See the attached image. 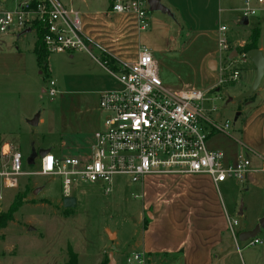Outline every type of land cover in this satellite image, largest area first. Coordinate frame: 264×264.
Masks as SVG:
<instances>
[{
    "label": "rangeland",
    "instance_id": "1",
    "mask_svg": "<svg viewBox=\"0 0 264 264\" xmlns=\"http://www.w3.org/2000/svg\"><path fill=\"white\" fill-rule=\"evenodd\" d=\"M61 1L75 9L84 4V0H74L73 4L71 0ZM89 1L97 3V0ZM243 5L244 0H198L190 7V13L183 9L184 16L172 18L163 13L170 20L172 38L165 42L156 34L150 37L152 42H145V47L153 53L169 86L177 89L185 83L191 84L209 99L204 103L212 110V116L231 122L230 136L215 133L209 146L222 149L230 146L232 157L249 159L250 167H253V156L264 155V116L246 120L250 109L255 107L256 95L241 101L235 98L251 87L250 70L254 64L247 56L229 60L231 48L228 45L243 49L241 43L249 41L253 29L258 26L259 48L264 52V5L254 0L257 13L248 16L247 24L242 23L245 17L241 10ZM152 13L149 11L148 14ZM178 19L184 22V26L178 25ZM223 25L226 26L223 36L227 42L222 45L219 28ZM22 31L0 32L4 60L9 63L22 61L26 67L24 75L0 77V160L8 161L9 155L4 151L6 147L14 146L22 154L23 169L35 171L36 166L27 163L33 149H50L60 157H82L75 154L77 150H83L84 156L90 154L94 133L101 127L105 113L99 109L98 94L88 92L95 90L91 80L84 85V91H87L84 93L70 92L71 86L63 82L70 80L67 75L80 67L69 59L71 53H51L49 77H46L39 73L41 69L33 51L37 32L32 30L21 34ZM127 40L129 42L131 37ZM115 45L119 49V45ZM239 53L246 52L241 50ZM74 54L79 57L86 51ZM78 57L75 61H81ZM213 61L218 67L215 70L210 66ZM88 65L84 59V66ZM226 65L230 72L238 70L240 73L233 83H221V69ZM85 71L84 67V75ZM77 72L83 75L80 70ZM51 79L55 80L57 88L54 96L43 90ZM262 80L257 91L264 85ZM219 86L220 90H215ZM34 111L43 117L37 125L28 122ZM238 112L240 116L235 120ZM236 131L245 132L241 143L235 141L239 135ZM38 187L41 188L35 192ZM142 188V181L132 182L125 175L114 177L110 193L105 192V186L100 182H81L69 196L76 198V205L66 207L60 176L22 175L13 188L5 187L0 177V213L6 211L17 196L22 198L14 219L0 229V264H107L112 250L118 264H141L130 263L128 258L135 254L132 244L142 236L145 219L151 217L148 211L146 215L142 214ZM220 189L228 209H231L232 198L239 199L240 204L247 200L239 182H227ZM250 214L247 212L245 217H239L237 228L251 221ZM248 243L238 240L233 244L224 264H264L260 254L262 245ZM145 260L142 264L146 263Z\"/></svg>",
    "mask_w": 264,
    "mask_h": 264
},
{
    "label": "built area",
    "instance_id": "2",
    "mask_svg": "<svg viewBox=\"0 0 264 264\" xmlns=\"http://www.w3.org/2000/svg\"><path fill=\"white\" fill-rule=\"evenodd\" d=\"M253 2L244 0L241 10L247 18L257 13ZM256 2L264 5V0ZM112 11L136 12L140 28L149 27L147 0H121L113 4ZM26 28L35 30L37 37L41 32L50 54L92 50L82 33L79 12L61 0H0V32ZM225 31L226 26H221L222 45L227 42ZM238 56L246 57V53ZM103 64L114 77L116 87L99 95V109L105 115L94 133L90 154L60 157L50 152L35 159V171H25L20 150L11 146L9 160H0L5 187H16L22 175L60 176L63 195L69 197L81 182H100L110 193L117 175L141 182L150 174H208L217 186L230 179L247 181L249 159L231 160L223 150L209 146L215 133L230 135L232 124L212 116V110L205 107L209 99L203 91L191 86L167 87L157 60L145 46L135 62L123 64L118 71ZM221 71V83L234 82L240 74L238 70L230 72L228 65ZM44 91L54 96L55 82L50 80ZM227 220L238 240L239 219L228 216ZM247 241L250 245L260 243L257 237ZM143 261L142 253L128 258L130 263Z\"/></svg>",
    "mask_w": 264,
    "mask_h": 264
},
{
    "label": "crops",
    "instance_id": "3",
    "mask_svg": "<svg viewBox=\"0 0 264 264\" xmlns=\"http://www.w3.org/2000/svg\"><path fill=\"white\" fill-rule=\"evenodd\" d=\"M119 1L121 0H97V3H93L84 0V4L76 9L81 18L82 33L92 50L91 52L86 51V54L79 57L74 53L70 54L69 59L72 63L74 65L80 64L78 69L75 68V71L67 75L70 80L63 81L68 87L71 86L69 87L71 88L69 89L70 92H87L84 91V85L87 86L88 81L91 80L95 90H88V92L98 94L99 100L102 91L116 87L114 77L106 69L101 58L98 57L101 50L119 60L122 65L129 64L137 60L139 51L141 47L145 46L146 41L152 42L149 41L151 36L158 34L159 40L165 39V42L172 38L170 20L165 14L159 11L148 14L149 27L142 29L136 12L112 11L113 4ZM197 1L161 0L174 12L177 18L179 15H185L184 10L190 13V7ZM71 3L73 4L74 0H71ZM182 23L184 22L179 20L178 25ZM128 37H131L129 42ZM245 43L242 42L241 45L243 46ZM115 44L119 45V49ZM229 46L230 52H232L233 48L238 45L229 44ZM94 51L97 52V55ZM77 57L81 61H75ZM4 59L6 58L0 50V77L21 76L26 73L25 62L23 64L22 61L9 63ZM84 59H87L88 66H84ZM15 60L18 59L15 58ZM210 66L213 70L218 68L217 63L213 67L212 62H210ZM84 67L86 69L85 75ZM79 70L83 75L78 74L77 71ZM39 73L42 74V71L40 70ZM160 73L163 74L162 69H160ZM250 74L251 85L256 76L255 65L253 70H250ZM162 77L163 82L167 84L166 86L174 89L166 82L167 79L164 74ZM53 81L55 82V80ZM186 86L193 87L191 84L185 83L177 89ZM254 95H256L254 100L256 103L255 107L248 112L247 119L245 118L248 121L258 116L261 117V115L264 116V85ZM34 114L35 111L32 113L31 119ZM42 121L41 115L39 123ZM243 132H237L239 135L235 140L236 142L241 143L245 133ZM212 148L223 150L231 160L236 159L232 157V147L230 146H226L224 149ZM6 151L4 153H7L9 149ZM75 154L82 157L87 156H84L83 150H77ZM253 157L254 166L251 167L247 181L240 183L241 190L244 191L247 200L240 204L239 199L232 198L230 201L231 209L226 206L220 187L222 184L235 180L230 179L217 186L208 174H150L145 176L142 181L144 199L142 214L146 215L148 211L151 217L145 219V229L142 236L133 241L132 250H135L133 252L142 253L144 258L146 257V260L144 259L145 264H216L218 261L219 264H224L229 253L232 252L233 244L239 240H236L230 232L227 217L239 219V217H245L247 212L251 213V221L245 222L242 228H238L240 233L254 228L264 215V155L259 153ZM241 211L242 214H240ZM260 233L261 235L257 238L262 245L260 254L264 259V228ZM115 235L117 236V234ZM115 258L118 264L116 255Z\"/></svg>",
    "mask_w": 264,
    "mask_h": 264
},
{
    "label": "water",
    "instance_id": "4",
    "mask_svg": "<svg viewBox=\"0 0 264 264\" xmlns=\"http://www.w3.org/2000/svg\"><path fill=\"white\" fill-rule=\"evenodd\" d=\"M147 4H148V9L150 12H158L159 11L161 13L168 14L172 18L175 17L174 12H172V10L168 6H166L164 3H162L161 0H147ZM242 23L247 24L248 18L244 17V19L242 20ZM31 31H32L31 28H26L22 31L21 34L29 33ZM21 34H19V35H21ZM238 55H239L238 50L234 49L232 51V53L230 54L229 59L230 60L234 59ZM246 56L255 65L256 76L253 80L251 87L246 92L240 94L239 96H237L235 98L237 101H241L243 99H247V98L252 97L255 94V92L257 91V89L260 85V82L262 80V77L264 75V52L260 48H256V49L249 50L246 53ZM215 63H216L215 61L212 62L213 67H214ZM232 99L233 98H230L229 100H232ZM239 115H240V112H238L236 114L235 120H237L239 118ZM39 118H40V113H37V114H35V116L32 119H29L28 122L31 125H37L39 123ZM50 152H51L50 149H40L38 151L33 149L32 153L27 158V163L32 166L35 164V159L38 156L43 157ZM40 188L41 187L36 188L35 192H37ZM64 204L66 207L75 206L76 205V198L75 197H66L64 200ZM240 214H242V211ZM263 228H264V215L259 219L258 223L255 225L254 228L240 232L238 239L241 241H247L249 239L256 238ZM29 229H33V227H30ZM107 264H117V260L115 258V253L113 250L110 251L108 254Z\"/></svg>",
    "mask_w": 264,
    "mask_h": 264
},
{
    "label": "trees",
    "instance_id": "5",
    "mask_svg": "<svg viewBox=\"0 0 264 264\" xmlns=\"http://www.w3.org/2000/svg\"><path fill=\"white\" fill-rule=\"evenodd\" d=\"M259 38H260V28L256 26L252 31L249 41L245 43V45L243 46V49L242 48L238 49V52L243 50V52L247 53L249 50L259 48ZM34 51L36 53L37 62H38V65L42 73L46 77H49L48 58H49L50 53L48 52L46 46L42 42L41 32L38 33ZM98 54L101 60L103 62H106L108 67H110L111 69L115 71H118L121 69L122 64L120 63V61L114 58L113 56H111L109 53H106L105 51L101 50ZM220 88L221 87L219 86L215 88V90H220ZM250 98H247V99H250ZM21 205H22V198L20 196H17L13 200V202L10 204L8 209L0 213V229H3L8 226V224L14 219L15 213L19 210Z\"/></svg>",
    "mask_w": 264,
    "mask_h": 264
},
{
    "label": "flooded vegetation",
    "instance_id": "6",
    "mask_svg": "<svg viewBox=\"0 0 264 264\" xmlns=\"http://www.w3.org/2000/svg\"><path fill=\"white\" fill-rule=\"evenodd\" d=\"M231 53H232V52H229L228 56H230ZM238 53H239V52H238Z\"/></svg>",
    "mask_w": 264,
    "mask_h": 264
},
{
    "label": "bare ground",
    "instance_id": "7",
    "mask_svg": "<svg viewBox=\"0 0 264 264\" xmlns=\"http://www.w3.org/2000/svg\"><path fill=\"white\" fill-rule=\"evenodd\" d=\"M7 148V150H8V147H6Z\"/></svg>",
    "mask_w": 264,
    "mask_h": 264
}]
</instances>
